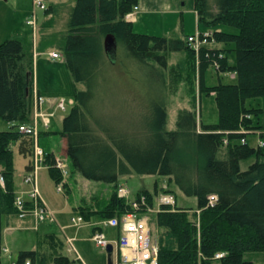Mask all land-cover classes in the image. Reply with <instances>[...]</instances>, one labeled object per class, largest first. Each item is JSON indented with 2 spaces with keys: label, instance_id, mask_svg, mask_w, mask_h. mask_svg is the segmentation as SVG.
Here are the masks:
<instances>
[{
  "label": "trees",
  "instance_id": "16d2710c",
  "mask_svg": "<svg viewBox=\"0 0 264 264\" xmlns=\"http://www.w3.org/2000/svg\"><path fill=\"white\" fill-rule=\"evenodd\" d=\"M137 3L76 0L66 31L60 33L61 44L55 46L73 81L74 103L59 133L70 169L113 185L107 200H84L75 212L92 222L136 211L132 200L140 211L152 209L156 187L153 192L139 189L134 199H127L118 195L119 177H167L184 194L195 196L197 206L161 205L151 215L150 222L170 232L177 243L171 249L158 242V264H253L244 254L264 252V144L249 145L246 137L258 133L264 143V0H193L200 39L205 40L198 51L182 38L134 33L125 17ZM205 32L210 33L203 36ZM107 34L117 41L113 61L103 48ZM39 36L41 50L47 38ZM170 52L192 60L198 95L189 108L179 111L176 128L167 130L166 89L177 77L175 69L166 67ZM33 75V53L21 39L0 44V119L14 123L0 130V262L2 218L18 217L14 147L28 158L27 169L32 167L34 138L20 132L18 125L31 120ZM204 98L214 103L215 118L209 114V122L201 113ZM111 108H122L123 114L114 115ZM251 158L254 161L242 169ZM55 159L46 151L44 164L58 184L63 175ZM64 187L67 193L66 183ZM164 189L175 197L173 188ZM103 228L95 225L92 235ZM55 237L49 239L54 245ZM61 247L54 246L58 253L49 258L39 250L19 251L12 264H81L62 255ZM218 253L223 256L215 258Z\"/></svg>",
  "mask_w": 264,
  "mask_h": 264
},
{
  "label": "rangeland",
  "instance_id": "374dc122",
  "mask_svg": "<svg viewBox=\"0 0 264 264\" xmlns=\"http://www.w3.org/2000/svg\"><path fill=\"white\" fill-rule=\"evenodd\" d=\"M54 0H44L46 4ZM162 2L161 8H155L150 13H143L139 15L138 18H134L132 20V30L134 33L166 37L168 39H177L184 36H180L181 33H193L198 34L199 30L202 27L198 23L197 13L193 7V0H179L180 6L177 4V0H160ZM140 2V0H139ZM63 6H68V0L63 2ZM137 5L133 8L132 12H136ZM142 10V9H140ZM140 12V11H139ZM36 16L38 19L37 30L39 27V23L42 18L45 17L44 10H40L38 8H34L33 0H6L0 1V44L7 41L10 38H15V34L19 29L18 25L22 27V29L18 30V34L20 35V31L25 35L23 38V42L28 45L30 38L26 32L31 31V27L27 26L29 30L27 31V27L25 20L32 21L35 20ZM52 17H55L52 15ZM55 19L56 25L55 28L61 32H65V16L63 18H52ZM11 33H13V37H11ZM44 35V32H41ZM27 35V36H26ZM40 38V36H39ZM186 38V37H185ZM185 40V39H184ZM204 44V43H203ZM199 49L198 47H196ZM198 51V50H196ZM39 55V54H37ZM34 58V56H33ZM192 60L188 55L184 56L179 52H170L166 59L167 69H175L177 77L176 82L171 87L170 85L166 89V128L167 130L176 128V121L178 117V113L180 110L189 108L190 101L193 96L197 98L198 91L196 87V76L195 70L193 74ZM195 62L197 63V58L195 57ZM39 70L41 68H46L43 73H38V65ZM169 72V71H168ZM141 77H145L144 72H140ZM39 74V77H38ZM52 74V78H50V83L52 87L49 85L48 75ZM190 74V75H189ZM41 75H43L44 85L46 87H50L54 91V95L56 100H65V110H58L57 115L50 118V125L46 128L44 124V120L42 117L36 118L35 108L32 110L31 120L26 122V124L35 125L34 121L36 119L37 131L42 133L48 132L49 130L58 129V119L60 116L66 115L69 113L71 109V104L68 102V98H73V87L71 85V77L69 74V70L65 64L61 60L51 61L47 56L40 55L37 59L35 70H34V81L36 83L37 79L40 82L42 80ZM169 75V74H168ZM194 75V76H193ZM232 78V75H229ZM73 82V81H72ZM79 89H84L83 85L78 84ZM72 91V92H71ZM43 97V96H42ZM44 98V97H43ZM46 100V98H44ZM74 103V102H73ZM197 105V102H196ZM214 103L210 99H203L202 103H200L201 113L203 119L205 121H212V118H215V114L213 113ZM198 109V108H196ZM56 110V109H55ZM113 109L111 108L110 111ZM119 110L112 111L115 115H121L123 112ZM213 113V114H212ZM209 114H212L208 117ZM208 117V118H207ZM3 119H0V122H3ZM1 124V123H0ZM0 128L2 126L0 125ZM61 136L51 137L52 146L45 147L42 143V136L36 137L37 146L42 148L44 151H48L52 153L56 158L55 160H61L64 169L68 172L70 178L68 180V189L69 191L66 193L65 189L63 191H58L57 184L51 179L49 175V171L45 165L40 163L38 165V173L41 176H37L36 184L38 186L40 195L42 192L46 195L49 202L51 203L53 208L64 207L59 213L54 212V218L51 219L48 214H44L47 226L50 227L55 236L62 242L61 254L68 256L70 258L76 259L81 258L86 264H107L106 261V253L99 249L95 243L91 240L92 234V226L84 228L79 236H77L76 229L77 226H74L70 222L71 216L76 217L77 214L75 209L71 207L75 205H81L87 200L89 203L92 200L103 201L107 200L111 192L113 190V185L109 183H105L103 181H93L86 179L80 172H71L69 159L66 157L63 152V146L61 143ZM246 141L249 145L256 146L257 144H264L262 140H260L258 133L250 134L246 137ZM46 149V150H45ZM14 156L13 160H15L16 169L14 168V173L18 175V178L21 179L22 185L29 186L30 184L23 183L22 181V173L24 171V164L28 159H25L21 154L18 153L16 148H13ZM45 159V158H43ZM16 160H21L20 164ZM33 160V158H32ZM65 160V161H64ZM254 161L253 158L245 161L241 168L245 169L248 165H250ZM67 162V163H66ZM18 165V166H17ZM13 173V177H14ZM42 173H45V177H42ZM49 180V183L45 182L43 179ZM4 181V179H3ZM4 186V182L1 183ZM166 186H169L175 190V200L178 207H189L196 208L197 199L195 196H188L184 194L174 183H170L167 177L163 176H155V175H129V176H120L119 177V188L128 189V193H135L139 189H149L151 192L156 189L158 190V194L156 197L154 196V207L153 212L148 211L149 219L152 214L157 212L158 208V199L163 194L161 190H165ZM31 189V185L29 186ZM29 189V190H30ZM68 201V202H67ZM39 206L43 207L42 202H39ZM156 209V210H155ZM4 219V217H3ZM63 221V222H62ZM69 222V225H68ZM60 223V224H58ZM87 223V222H86ZM152 235L155 241H160L165 243L169 248L176 249L177 243L176 239L173 235L170 234L165 229H159L154 223H151ZM41 232L35 231H16L12 233H8L5 229L2 237V254H1V262L0 264H11L12 261H15L18 257L19 251L21 250H39L46 252L48 258L49 256L56 255L58 253L57 249H54V246L59 245V241H55V245L51 240H44V238H40L38 234ZM37 234V235H36ZM71 240V242L69 241ZM5 248H8L5 251ZM244 259L251 261L253 264H264V252H247L244 254ZM49 264H52L49 263Z\"/></svg>",
  "mask_w": 264,
  "mask_h": 264
},
{
  "label": "crops",
  "instance_id": "0c3cea01",
  "mask_svg": "<svg viewBox=\"0 0 264 264\" xmlns=\"http://www.w3.org/2000/svg\"><path fill=\"white\" fill-rule=\"evenodd\" d=\"M0 1H2V0H0ZM3 1H6V0H3ZM65 1H67V0H54V1H51V2L48 3V8L49 9H47V11H45V17L42 18L41 22L39 23V27L40 28H38V30H37V25H38L37 16H36V26H32L31 27V25H29L27 23V21L25 20V23H26L25 27H27V26L31 27V31L26 32V33H27V35L30 38V41H29V44L27 45V47L32 50V53H33V56H34V70H35L37 59H38V57L40 55L41 56L42 55L47 56L48 59H50L51 61L61 60L63 62V64H65L60 53H59V57L58 58H53L50 55L52 52L56 51L57 48L55 46L57 44H61V42H59V40H60L59 36H60V33H62V32H60L59 30H57L55 28V25H56V24H54L55 19H52V18H63L65 16V18L67 20V15H68L69 11L73 8L76 0H68V6H66V7L63 6V2H65ZM177 4L180 6V1L179 0H177ZM161 7H162V2L160 0H140V2L138 0L137 10H136V12H132L131 13L132 16H131V18L129 20L131 21V24H132L133 23L132 20L134 18L135 19L138 18L139 15H141L143 13H147V12L150 13L153 9L161 8ZM140 9H142V10H140ZM52 15H54L55 17H52ZM128 15L129 14H127V16L125 17L126 20L128 19ZM18 27H19V29H22L20 24L18 25ZM18 30H17V33L14 36H15V38H19V39H21L23 41V38H25L24 37L25 35L22 34V31L19 32L20 33V35H19L18 34ZM28 30H29V28L27 27V31ZM41 32H44V34H45V36L47 38V42H45L42 45L41 50H39L38 49V47H39V45H38L39 35L40 34L43 35ZM190 34H193V33H191V32L186 33V34L181 33L180 36L190 35ZM11 35H12L11 37H13V33H11ZM179 38H182V37H179ZM184 39H185V37H184ZM37 54H39V55H37ZM37 69H38V73H43L46 68H41L39 70V65H38ZM46 73H47V69H46L45 74ZM38 77H39V74H38ZM41 77H42V80L40 82L38 81V79H37L36 83L34 81V90H33V98L32 99L34 100V97H35L36 94H39L40 96H43L44 98H46V103L44 104L43 108L45 109V111L53 112L54 116H56L57 113H58L57 112L58 110H55L56 109V101L57 100H56V97L54 95V91L49 86L46 87L44 85L43 75H41ZM50 78H52V74L48 75L49 85L52 87V85L50 83ZM33 80H34V75H33ZM70 81H71V85L73 87V82H72V80H70ZM68 102L71 104L70 106H72L73 102H74L73 98H68ZM66 115L60 116V118L58 119V122H56V125H58V129L49 130L48 132H45V133L41 134L43 146H45V145H47L45 147H48L50 145L52 146L51 137H57L58 135L61 136L59 133L62 130L63 118ZM0 123H1L0 125L2 126V128H0V130H7L12 125H14V123H9L7 121H3V122H0ZM34 123H36V119H35ZM60 141H61L62 146H63V152L65 153V139L62 136H61V140ZM25 159H28V158H25ZM16 161L18 162V165L21 162V160H16ZM13 163H14V168L16 169L15 160H13ZM28 163H29V161L27 160L26 163L24 164V171L22 173V181H23V177H24L25 173L28 170L27 169ZM45 175H46L45 173H42V177H45ZM37 176H41V174H39L38 171L36 172V179H37ZM69 178H70V176L66 180L67 188L69 187L68 186ZM43 180L46 183L47 182L49 183L48 178L47 179H43ZM23 183H24V181H23ZM29 186H26L25 184L23 186L22 182H21V179H19L18 175H16L14 173V177H13L14 193L16 195L22 196L24 198V200L27 201V202H30L28 194H29V191L31 189H30ZM40 197H41V200L43 201L44 205L46 206L47 210L49 212H51L52 214H54V212L55 213H59L62 210H64V207H61V209L53 208L51 203L49 202L48 198L46 197V195L43 192H42V195H40ZM77 206L78 205H75V206L71 205L72 209L73 208L75 209ZM72 217H74V216H71V218ZM3 221L5 223L4 230L6 229L8 231V233H12V232L14 233L16 231H30V230H32V231H35V233L36 232H41L40 234H38V236H40V238H44V240L46 238H47V240H49L50 238L54 237V235H55L54 231L50 227L47 226L48 225L47 222H45V221L44 222H39L37 220L36 216H35V213H32V211H29V213L23 218H19L16 215L4 216ZM99 222L100 221L93 220L92 222H87V223L85 222L82 225H77V229L75 230L76 233H77V236H79L80 232L84 228H87L89 226H92L91 231L93 232V228L95 227V225H99L98 224ZM58 224H60V223H58ZM68 225H69V222H68ZM74 226H76V225H74ZM4 230H3V232H4ZM102 231L106 235L107 238H113V237L116 236V229L115 228H107V227L105 228L104 227ZM91 236H92V234H91ZM2 237H3V234H2ZM55 239L57 241H59V245L62 244V242L57 237H55ZM2 245H3V243H2ZM5 249L8 250V248H5ZM31 250H34V249H31ZM113 255H114V257H116L117 249L113 250ZM76 259L79 260L81 262V264H86L81 258L78 257ZM12 262H11V264H12Z\"/></svg>",
  "mask_w": 264,
  "mask_h": 264
},
{
  "label": "built area",
  "instance_id": "2783aa9c",
  "mask_svg": "<svg viewBox=\"0 0 264 264\" xmlns=\"http://www.w3.org/2000/svg\"><path fill=\"white\" fill-rule=\"evenodd\" d=\"M34 8L40 10L46 9V4L44 0H33ZM29 24L34 26L35 21H28ZM209 33L203 34L207 36ZM205 42L204 39H200L198 34L190 35L187 37V43L194 50H198L196 47L200 46ZM58 53L52 52L51 57L58 58ZM45 99L42 96L37 95L35 97V114L37 117H42L44 120L45 126L49 124V118L52 114H45L42 110V106L45 103ZM57 108L64 110L65 102L63 99L57 102ZM18 130L26 135H30L34 138V147H33V163L32 169L25 175L24 182L32 186L30 192V198L34 203V211L36 216L40 221L45 219L44 214L46 209L39 206L40 196L36 186V172L38 170V165L43 163L45 158V152L42 148L37 146L36 137H37V128L36 125L20 124ZM56 168L60 169L64 174V165L61 161H56ZM0 182L3 183V178L0 176ZM58 190H61V185L58 187ZM118 194L121 197H127V191L124 188L118 190ZM210 198V197H209ZM140 204H145V197H141ZM131 203V202H130ZM159 205H173L174 198L172 195H161L158 199ZM15 205L20 211V216L22 217L25 213L24 201L17 197L15 200ZM132 208L136 211L122 214L120 217H112L103 222L107 227L116 228L118 230V236L115 240H109L105 237L102 232H95L93 234L92 240L95 245L101 250H105L108 244H115L117 246V257L114 264H158V244L152 239L151 228H150V219L148 216V211L152 209L145 207L144 211H140L138 208L139 203L135 200H132ZM153 212V211H152ZM73 224H79L83 221L82 217L71 219ZM223 254H216L215 257L219 258ZM25 264H29L26 262Z\"/></svg>",
  "mask_w": 264,
  "mask_h": 264
},
{
  "label": "water",
  "instance_id": "95a60500",
  "mask_svg": "<svg viewBox=\"0 0 264 264\" xmlns=\"http://www.w3.org/2000/svg\"><path fill=\"white\" fill-rule=\"evenodd\" d=\"M104 52L110 60H115L117 51V41L112 34L105 35L103 39ZM106 261L107 264H113V247L108 245L106 250Z\"/></svg>",
  "mask_w": 264,
  "mask_h": 264
}]
</instances>
